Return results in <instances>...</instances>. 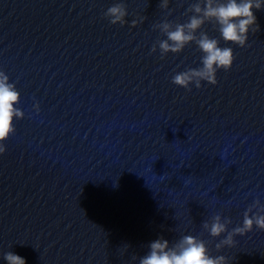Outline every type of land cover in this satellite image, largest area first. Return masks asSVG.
<instances>
[{"label":"water","instance_id":"obj_1","mask_svg":"<svg viewBox=\"0 0 264 264\" xmlns=\"http://www.w3.org/2000/svg\"><path fill=\"white\" fill-rule=\"evenodd\" d=\"M119 2L126 23L113 25L104 13ZM196 2L0 0V70L24 112L0 155V264L8 251L26 264H139L150 242L184 235L227 264H264V230L217 250L227 233L203 228L220 214L231 231L264 204V9L244 48L213 23L198 30L235 60L188 90L172 77L201 67V51L161 57L154 25L187 22Z\"/></svg>","mask_w":264,"mask_h":264},{"label":"clouds","instance_id":"obj_2","mask_svg":"<svg viewBox=\"0 0 264 264\" xmlns=\"http://www.w3.org/2000/svg\"><path fill=\"white\" fill-rule=\"evenodd\" d=\"M159 7L168 9L169 0H160ZM253 9H264V0H197L187 10L192 13L187 22L173 24L166 20L154 25V28L166 36V39L157 42L161 57L169 53H181L193 42L202 53L201 67L188 68L175 74L172 83L188 90H191L192 84L200 88L202 81L215 85L217 71L220 69L228 71L232 67L235 60L233 49L221 47L220 41L209 37L206 32H199V35L197 32L205 23H213L224 42L244 48L247 46L249 32L255 33L258 30ZM104 15L111 24L124 25L128 12L126 5L119 2L110 6ZM144 19L140 17L139 20H133L132 27ZM156 50L157 45L154 44L152 52ZM19 102L20 92L16 85L10 82L4 71L0 70V155L6 152L4 142L16 131L14 120L24 118V112L16 107ZM36 108L38 110L39 106L36 105ZM231 223L230 218H222L220 214L215 215L211 222L203 223V228L212 237H221L227 233L216 244L217 250L225 246H234L235 236L252 232L254 227L264 230V204L258 199L254 201L244 212L242 225L229 231L228 225ZM148 248V253L139 258V264H227L224 255L211 256L206 242L192 235H184L175 244H170L169 240L160 237L150 242ZM3 258L7 264H26L23 257L11 251L5 253Z\"/></svg>","mask_w":264,"mask_h":264}]
</instances>
